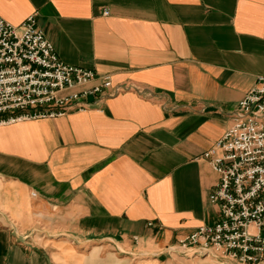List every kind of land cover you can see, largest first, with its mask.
<instances>
[{"label": "crops", "instance_id": "crops-1", "mask_svg": "<svg viewBox=\"0 0 264 264\" xmlns=\"http://www.w3.org/2000/svg\"><path fill=\"white\" fill-rule=\"evenodd\" d=\"M0 15H35L62 61L112 79L88 108L0 125V264H219L171 247L219 216L201 155L264 74V0H0Z\"/></svg>", "mask_w": 264, "mask_h": 264}, {"label": "built area", "instance_id": "built-area-1", "mask_svg": "<svg viewBox=\"0 0 264 264\" xmlns=\"http://www.w3.org/2000/svg\"><path fill=\"white\" fill-rule=\"evenodd\" d=\"M111 87L109 74L62 61L35 15L19 25L0 15V125L88 108L89 96ZM201 157L219 174L209 195L219 216L179 238L171 250L219 264H264V74Z\"/></svg>", "mask_w": 264, "mask_h": 264}, {"label": "rangeland", "instance_id": "rangeland-1", "mask_svg": "<svg viewBox=\"0 0 264 264\" xmlns=\"http://www.w3.org/2000/svg\"><path fill=\"white\" fill-rule=\"evenodd\" d=\"M187 256V255H186Z\"/></svg>", "mask_w": 264, "mask_h": 264}]
</instances>
